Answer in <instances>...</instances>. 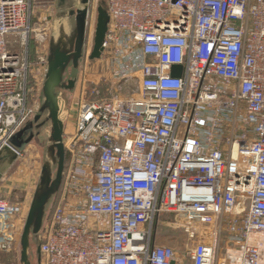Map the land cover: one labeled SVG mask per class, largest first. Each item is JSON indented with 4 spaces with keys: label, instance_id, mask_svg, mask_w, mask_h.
Segmentation results:
<instances>
[{
    "label": "built area",
    "instance_id": "obj_1",
    "mask_svg": "<svg viewBox=\"0 0 264 264\" xmlns=\"http://www.w3.org/2000/svg\"><path fill=\"white\" fill-rule=\"evenodd\" d=\"M38 2L0 0V153L38 112L29 52ZM107 8L100 60L119 88H137L80 105L41 264H179L173 247L152 241L163 214L198 233L188 264H264V0ZM16 212L0 200L1 220ZM11 241L0 234V250Z\"/></svg>",
    "mask_w": 264,
    "mask_h": 264
},
{
    "label": "rangeland",
    "instance_id": "obj_2",
    "mask_svg": "<svg viewBox=\"0 0 264 264\" xmlns=\"http://www.w3.org/2000/svg\"><path fill=\"white\" fill-rule=\"evenodd\" d=\"M103 2H106L105 5L107 7V0H91L88 35L83 50V57L77 71H74L70 67L65 74V81L76 78V85L73 91L62 92L61 109L65 118L64 145H66L69 135L71 136V133L74 132L77 113L82 103L111 99L117 94L121 95V97H127L126 95L130 91H135L137 88L136 83H123L122 87L119 88L120 84H115L111 79V75L104 62L100 59L90 60L94 47L98 15L97 8L99 3ZM36 8L32 27L34 30H40V32L38 31L39 35L47 34L41 40L35 31V33L30 35L29 41V52L32 63L30 81L33 89V101L37 106V111H39L42 102L45 70L54 31V22L58 14L57 0H39ZM40 59L45 60L46 63L40 64ZM43 120L44 117H42L40 122ZM51 132L50 124L41 129L40 134L35 136L17 162L0 181V200H5L17 207V212L10 216L9 219H0L1 237H12L10 247L5 249L6 251L4 249L0 250V264H21V237L23 228L35 192L42 178L43 168L48 157ZM57 164L58 162L52 170L53 178L57 173ZM67 164L69 165V157L66 154L63 182L58 193L47 207L46 218L51 216L60 202L61 191L64 189L67 177L66 173L69 169L67 168L66 170ZM198 236L197 232H187L185 228L181 227L175 215L163 214L155 224L152 241L155 245L173 247L177 252L179 264H187L189 261L187 252L199 243L200 238ZM31 262L32 264H38L36 246L33 240H31Z\"/></svg>",
    "mask_w": 264,
    "mask_h": 264
},
{
    "label": "water",
    "instance_id": "obj_3",
    "mask_svg": "<svg viewBox=\"0 0 264 264\" xmlns=\"http://www.w3.org/2000/svg\"><path fill=\"white\" fill-rule=\"evenodd\" d=\"M58 14L54 22L51 48L45 70L42 102L33 122L29 123L11 141L12 148L0 153V181L7 171L19 159L30 142L38 136L46 125L51 126L48 157L28 212L21 237V264L31 262V240L36 246L38 264L42 261V229L46 220V211L53 197L58 193L64 176L66 153L64 148V116L61 109L63 91H73L76 78L65 81V74L70 67L74 71L83 57V50L88 35L91 0H57ZM97 24L94 47L90 60H99L104 52V43L110 24V14L105 3L97 8ZM172 74L181 77L182 67L174 66ZM44 117V120H40ZM36 131V132H35ZM57 173L53 178V167Z\"/></svg>",
    "mask_w": 264,
    "mask_h": 264
},
{
    "label": "trees",
    "instance_id": "obj_4",
    "mask_svg": "<svg viewBox=\"0 0 264 264\" xmlns=\"http://www.w3.org/2000/svg\"><path fill=\"white\" fill-rule=\"evenodd\" d=\"M105 4H106V2H105ZM33 51V50H32ZM67 167H66V170H67V168H68V164L66 165ZM67 172V171H66ZM67 174V173H66ZM62 192V191H61ZM61 192H60V195H61ZM4 251H6L5 249H4Z\"/></svg>",
    "mask_w": 264,
    "mask_h": 264
},
{
    "label": "crops",
    "instance_id": "obj_5",
    "mask_svg": "<svg viewBox=\"0 0 264 264\" xmlns=\"http://www.w3.org/2000/svg\"><path fill=\"white\" fill-rule=\"evenodd\" d=\"M16 162H17V161H16ZM16 162H15V163H16ZM12 167H13V166H12ZM12 167H11V168H12ZM11 168H10V169H11ZM10 169H9V170H10ZM9 170H8V171H9ZM8 171H7V173H8ZM7 173H6V174H7ZM6 174H5V175H6ZM5 175H4V177H5ZM4 177H3V178H4ZM3 178H2V179H3ZM187 264H188V263H187Z\"/></svg>",
    "mask_w": 264,
    "mask_h": 264
}]
</instances>
